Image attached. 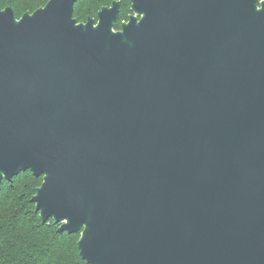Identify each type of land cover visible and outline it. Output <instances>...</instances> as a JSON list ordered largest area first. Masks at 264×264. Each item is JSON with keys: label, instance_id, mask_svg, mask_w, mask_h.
Listing matches in <instances>:
<instances>
[{"label": "water", "instance_id": "1", "mask_svg": "<svg viewBox=\"0 0 264 264\" xmlns=\"http://www.w3.org/2000/svg\"><path fill=\"white\" fill-rule=\"evenodd\" d=\"M0 6V181L87 264H264V0Z\"/></svg>", "mask_w": 264, "mask_h": 264}, {"label": "trees", "instance_id": "2", "mask_svg": "<svg viewBox=\"0 0 264 264\" xmlns=\"http://www.w3.org/2000/svg\"><path fill=\"white\" fill-rule=\"evenodd\" d=\"M47 0H0L10 6L16 17L33 11ZM112 0H76L73 16L78 21L95 17L97 10ZM120 9L114 27L128 18L130 1L119 0ZM41 176L21 171L11 180L0 181V264H87L77 247L79 232H59V223L42 221L31 201Z\"/></svg>", "mask_w": 264, "mask_h": 264}]
</instances>
